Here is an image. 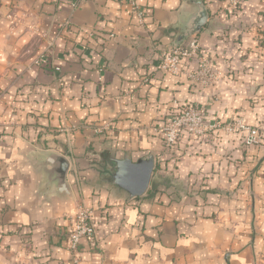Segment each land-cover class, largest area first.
Wrapping results in <instances>:
<instances>
[{
	"label": "crops",
	"instance_id": "1",
	"mask_svg": "<svg viewBox=\"0 0 264 264\" xmlns=\"http://www.w3.org/2000/svg\"><path fill=\"white\" fill-rule=\"evenodd\" d=\"M74 1L0 0V264H264V0H204L191 36L219 75L209 87L188 78L193 60L159 69L189 0H139L145 25L125 0ZM190 105L207 123L242 117L261 143L212 130L168 149L159 129ZM46 152L67 157L72 197L49 181ZM149 154L150 186L130 197L110 157ZM79 205L97 235L75 263Z\"/></svg>",
	"mask_w": 264,
	"mask_h": 264
},
{
	"label": "built area",
	"instance_id": "2",
	"mask_svg": "<svg viewBox=\"0 0 264 264\" xmlns=\"http://www.w3.org/2000/svg\"><path fill=\"white\" fill-rule=\"evenodd\" d=\"M81 0H75L74 6H78ZM131 14L139 25L147 23V14L139 0H125ZM235 5L238 4L236 1ZM184 59L195 61L194 69L187 72L188 78L202 87H209L218 79L211 64L209 56L202 50L197 37L191 36L183 45L170 47L163 51L159 69L173 75H181L183 72L182 63ZM59 69V68H58ZM205 109L198 105H190L177 112L167 121L159 132L162 134L165 146L172 148L180 134L184 131L190 135L203 134L208 130L218 129V122L207 123L205 119ZM227 131H240L243 133V142L246 146L257 145L260 140V131L245 122L242 117L234 119L232 124L225 127ZM94 210L86 205H79L74 215V226L70 233V249L73 252L75 263L79 262L78 250L83 239L94 242L97 229L93 220Z\"/></svg>",
	"mask_w": 264,
	"mask_h": 264
},
{
	"label": "water",
	"instance_id": "3",
	"mask_svg": "<svg viewBox=\"0 0 264 264\" xmlns=\"http://www.w3.org/2000/svg\"><path fill=\"white\" fill-rule=\"evenodd\" d=\"M195 6V11L180 23V32L176 35L175 46L182 44L188 37L203 30L210 17L209 9L204 0H189ZM109 172L114 184L125 190L130 197L140 196L148 190L155 170L153 155H146L133 161L131 156L122 158L110 157ZM44 172L57 191L65 196L72 197L67 180L69 161L65 155L46 152L42 157Z\"/></svg>",
	"mask_w": 264,
	"mask_h": 264
},
{
	"label": "rangeland",
	"instance_id": "4",
	"mask_svg": "<svg viewBox=\"0 0 264 264\" xmlns=\"http://www.w3.org/2000/svg\"><path fill=\"white\" fill-rule=\"evenodd\" d=\"M235 119V118H234ZM234 119L233 120H231V121H228V122H221V121H219L218 123L220 124V127L218 128V129H213V130H219V131H226V132H230V133H236V132H238V133H241L240 131H237V130H235V131H227V130H225V127L227 126V125H229V124H232L233 122H234ZM259 129V131H260V136H261V140H262V132H261V129L260 128H258ZM209 131H212V130H208V131H206L205 133H207V132H209ZM183 133V132H182ZM181 133V134H182ZM184 133H187L186 131H184ZM205 133H203V134H197V135H190L189 133H187L188 135H190V136H202V135H204ZM180 134V135H181ZM180 137V136H179ZM179 139V138H178ZM243 139H244V137H243ZM261 140H260V142L258 143V144H260L261 143Z\"/></svg>",
	"mask_w": 264,
	"mask_h": 264
}]
</instances>
